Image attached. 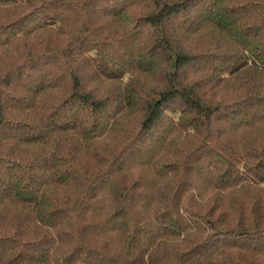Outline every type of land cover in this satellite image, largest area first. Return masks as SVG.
<instances>
[{"label":"trees","instance_id":"16d2710c","mask_svg":"<svg viewBox=\"0 0 264 264\" xmlns=\"http://www.w3.org/2000/svg\"><path fill=\"white\" fill-rule=\"evenodd\" d=\"M0 264H264V0H0Z\"/></svg>","mask_w":264,"mask_h":264}]
</instances>
